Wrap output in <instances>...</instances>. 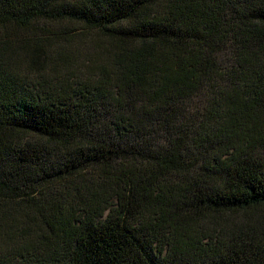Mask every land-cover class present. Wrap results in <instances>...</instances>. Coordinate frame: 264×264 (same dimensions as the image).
Masks as SVG:
<instances>
[{"label":"trees","instance_id":"1","mask_svg":"<svg viewBox=\"0 0 264 264\" xmlns=\"http://www.w3.org/2000/svg\"><path fill=\"white\" fill-rule=\"evenodd\" d=\"M0 264H264V0H0Z\"/></svg>","mask_w":264,"mask_h":264}]
</instances>
